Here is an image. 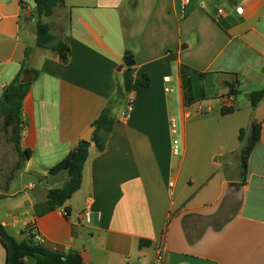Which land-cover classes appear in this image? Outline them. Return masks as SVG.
<instances>
[{"label":"crops","instance_id":"1","mask_svg":"<svg viewBox=\"0 0 264 264\" xmlns=\"http://www.w3.org/2000/svg\"><path fill=\"white\" fill-rule=\"evenodd\" d=\"M20 1L0 0V95L36 44L31 9ZM57 10L48 23L71 62L44 52L38 60L39 49L31 56L40 76L24 100L21 148L32 154L10 180L18 160L0 150V223L18 242L33 227L46 248L78 251L84 264H155L160 253L162 264H264V98L255 108L250 99L264 90V0H65L52 16ZM182 66L220 91L201 85L204 99L187 105ZM145 75L148 87L140 85ZM110 102L116 122L106 150L91 144L81 189L37 217L35 206L64 183L51 186L49 171ZM224 105L235 111L221 114ZM254 120L262 135L243 173L239 152Z\"/></svg>","mask_w":264,"mask_h":264},{"label":"trees","instance_id":"2","mask_svg":"<svg viewBox=\"0 0 264 264\" xmlns=\"http://www.w3.org/2000/svg\"><path fill=\"white\" fill-rule=\"evenodd\" d=\"M36 8H31L24 0L20 4L24 8H30L36 27V44L35 49L28 47L26 49L25 59L22 68L14 80L3 88L0 95V132H4L7 142L13 145L14 150L18 154V162L15 170L10 176V180L14 177L16 170L23 169L26 161L31 157L30 150H22L21 140L23 134V104L29 94L33 83L39 78L40 71L31 66L30 60L32 54L37 50L47 52V56L57 60L60 64L67 66L71 62L70 47L63 41L60 36L55 35L51 30V25L45 21L50 18L56 8L65 7V0H35ZM30 71L32 82L22 83L24 72ZM182 86L184 91L185 103L192 105L198 100L204 99V90L201 82L205 78V74L199 73L188 67L182 66L181 70ZM235 82L227 83L230 89L229 96L235 94L232 92ZM150 84L149 76L145 75L140 81V85L148 87ZM264 98V90H260L251 94V106L255 108ZM116 102H110L104 108L100 116L93 123L95 132L92 136V142L96 144L99 153L106 150L109 136L112 132L116 117L113 114V108ZM235 111L233 107L222 106L221 114L228 115ZM262 135V123L254 120L252 129L248 139L245 140L239 152L240 166L243 173L246 172L247 163L250 155ZM245 139V132L242 130L239 135L240 142ZM91 142L81 140L76 148L72 150L60 163L53 167L49 173H58L60 170H66V178L61 188H53L49 190L47 201L44 204L35 206V215L37 217L46 215L59 208H62L72 196L81 189L83 172L86 162L89 159ZM47 179V177H46ZM3 198L0 195V200ZM27 240L18 242L0 223V241L6 250V264H84L83 258L78 251L75 250H50L46 248L42 242L37 240V234L31 227ZM146 240L140 241V247L149 245Z\"/></svg>","mask_w":264,"mask_h":264},{"label":"rangeland","instance_id":"3","mask_svg":"<svg viewBox=\"0 0 264 264\" xmlns=\"http://www.w3.org/2000/svg\"><path fill=\"white\" fill-rule=\"evenodd\" d=\"M60 12V10H57V12H55V16H51L48 19H45L46 22H49L52 26H54L55 24V20H56V15ZM34 31H35V26H34ZM35 49V46L32 47ZM39 52V56H38V60H41L42 57L45 55L44 52L42 50H37ZM33 55V54H32ZM47 56V55H46ZM214 82V80L212 79H208V80H204L201 85L203 87H205L207 89V92L210 93H218V91H220L221 88H219L217 85H211ZM241 97V95H240ZM246 101V98H244V96H242L241 98V104H243V102ZM176 127H177V134L175 135V139L178 141V147L180 149V151L182 152V145H181V141H180V131H179V121L178 119L176 120ZM0 150L2 151V154L5 155L7 158H11L13 159V161L18 160V154L17 152L14 150L13 145L9 142H7L6 140V135L4 132H0ZM35 181L34 179H30ZM63 184H59V187H62Z\"/></svg>","mask_w":264,"mask_h":264},{"label":"water","instance_id":"4","mask_svg":"<svg viewBox=\"0 0 264 264\" xmlns=\"http://www.w3.org/2000/svg\"><path fill=\"white\" fill-rule=\"evenodd\" d=\"M25 2H27L31 8H36L37 7V3L35 0H24ZM134 59H133V55L130 52H127L125 57H124V65L128 68L132 67L134 65ZM32 82V76L30 74L29 70H26L24 72V76H23V80L22 83L27 84V83H31ZM117 95L118 96H122V88L119 86L118 87V91H117ZM95 132V127H91L82 137L83 140L91 142V144L93 146H95L96 144L94 142H92V136L93 133ZM67 173L66 170H60L58 173L54 174V173H49L48 174V181L49 184L51 186L56 185L57 183L60 182H64L65 180V174Z\"/></svg>","mask_w":264,"mask_h":264},{"label":"built area","instance_id":"5","mask_svg":"<svg viewBox=\"0 0 264 264\" xmlns=\"http://www.w3.org/2000/svg\"><path fill=\"white\" fill-rule=\"evenodd\" d=\"M183 1L186 2L187 0H183ZM219 12L222 13V11H219ZM163 81H164V83H169L170 82L169 77H165L163 79ZM165 92L170 93V92H172V90L169 87H166L165 88ZM132 110H133V100L130 101V104L124 110L123 115H125V116L128 115L129 113L132 112ZM171 129H172V134H176V126L174 124V121H172V123H171ZM178 145H179L178 144V141L176 139H174V141H173V154L175 156L179 155V153H180V149H179ZM63 213H64V215L66 217L69 216V214L67 213V211H63ZM82 216L85 218V220H86L87 223H91V214H90V212L88 210L85 211L82 214ZM37 240L39 242H42V238L39 237L38 235H37ZM162 263H163V255H162V253H160L158 255V257H157V260H156L155 264H162Z\"/></svg>","mask_w":264,"mask_h":264}]
</instances>
